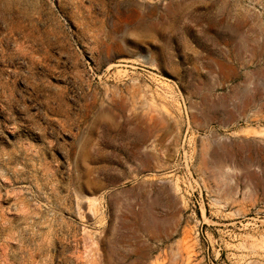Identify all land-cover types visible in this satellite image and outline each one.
I'll return each mask as SVG.
<instances>
[{
    "label": "rangeland",
    "instance_id": "374dc122",
    "mask_svg": "<svg viewBox=\"0 0 264 264\" xmlns=\"http://www.w3.org/2000/svg\"><path fill=\"white\" fill-rule=\"evenodd\" d=\"M0 264H264V0H0Z\"/></svg>",
    "mask_w": 264,
    "mask_h": 264
},
{
    "label": "bare ground",
    "instance_id": "6f19581e",
    "mask_svg": "<svg viewBox=\"0 0 264 264\" xmlns=\"http://www.w3.org/2000/svg\"><path fill=\"white\" fill-rule=\"evenodd\" d=\"M148 113H149V112H148ZM148 113H147V115H150V114H152V112H151V113H149V114H148ZM145 116H146V114H145ZM150 117H151V119H150V120H152V119H153V120H152V122H153V121H155V122H158V118H157V116H156L155 114H153V115H152V116H150ZM148 121H149V120H148ZM149 122H150V121H149ZM157 124H158V123H157Z\"/></svg>",
    "mask_w": 264,
    "mask_h": 264
}]
</instances>
